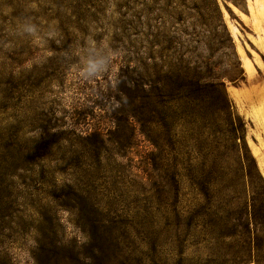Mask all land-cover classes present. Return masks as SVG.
Wrapping results in <instances>:
<instances>
[{
	"label": "rangeland",
	"instance_id": "obj_1",
	"mask_svg": "<svg viewBox=\"0 0 264 264\" xmlns=\"http://www.w3.org/2000/svg\"><path fill=\"white\" fill-rule=\"evenodd\" d=\"M217 2L214 38L180 28L200 45L167 19L162 102L188 110L195 73L219 87L204 94L223 90L256 169L243 180L222 157L208 196L187 190L179 224L159 148L229 140L129 121L146 102L143 0H0V264H264V0Z\"/></svg>",
	"mask_w": 264,
	"mask_h": 264
},
{
	"label": "trees",
	"instance_id": "obj_2",
	"mask_svg": "<svg viewBox=\"0 0 264 264\" xmlns=\"http://www.w3.org/2000/svg\"><path fill=\"white\" fill-rule=\"evenodd\" d=\"M137 1L133 0L132 4L136 6ZM221 1H230L237 5L242 0ZM142 6L147 12L146 19L148 28V33L145 38L146 47L143 53L144 76L142 82V89H145L146 102L142 116L133 113V115L128 117L129 121L139 123L143 129H146L151 123L157 124L159 121L164 126L170 127L180 126L181 123L184 125L197 124L198 126L207 128L215 126L217 129L216 132L221 133L222 138L225 136L224 138L229 140V143H223V145H219L218 143L213 145L197 143L193 146V149H189V146H181V144L173 145L169 150L170 153H165L162 148H159L162 151L160 153L164 163L163 166L165 167V174H171L174 192H176L175 196L177 195L175 207L176 217L179 224H182L185 220L184 203L187 190L195 188L200 195L206 196L209 194L216 187L214 185L215 177L228 167V163L220 162L222 157L227 155L236 157V166L238 167V171L242 173L243 180L245 177L243 172L247 171V169L249 171L256 169V165L243 137V123L239 117L233 116L234 113L231 112L223 90H220L218 97H210L212 102L204 94H209L214 89H220L219 87H214L212 84L208 87L207 84H204V77H199V74L195 73L196 77L194 76L193 85L197 95L188 99L190 100V108L188 110L183 108L180 102L176 103L175 108H168L162 102L164 87L159 79L157 62L160 58L158 48L162 45L160 38L163 40V32L167 25V19L172 21L175 32H180L188 37L187 41H184L185 44L196 43L200 45L204 39L201 40L200 36L195 33L190 34L181 31L180 28L186 24L190 25L193 31L199 28H205L208 29L209 34L205 40L208 41L211 37L214 38L218 30L223 26L220 23V25L214 27L212 25L213 19L219 22L221 17L217 0H143ZM137 87L139 86L135 85V88ZM211 87L212 89L210 91ZM221 99L223 104L219 102ZM185 100V98L182 99V101ZM204 103L207 104L208 108L213 107L210 114L214 115L215 110L219 108L220 112L224 113L226 118L219 119V116H217V119L213 121L203 120L205 114L201 111L207 109L202 108ZM183 109L186 111H183ZM182 116L188 120L182 121ZM223 127L224 134L220 131ZM237 139L240 140V143H237ZM148 141L151 143V140ZM230 141H232V145ZM155 144V142L152 143L156 147ZM224 166L226 167L224 168ZM247 182L251 186L255 185L251 174L248 176ZM262 189L264 190V188Z\"/></svg>",
	"mask_w": 264,
	"mask_h": 264
}]
</instances>
